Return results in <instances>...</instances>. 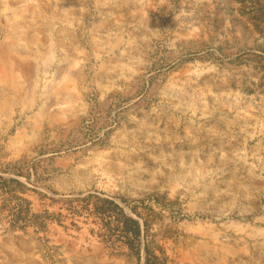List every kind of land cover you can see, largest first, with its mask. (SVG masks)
<instances>
[{"label": "rangeland", "instance_id": "374dc122", "mask_svg": "<svg viewBox=\"0 0 264 264\" xmlns=\"http://www.w3.org/2000/svg\"><path fill=\"white\" fill-rule=\"evenodd\" d=\"M0 176L151 205L168 264H264V0H0ZM2 198L0 264H144Z\"/></svg>", "mask_w": 264, "mask_h": 264}, {"label": "trees", "instance_id": "16d2710c", "mask_svg": "<svg viewBox=\"0 0 264 264\" xmlns=\"http://www.w3.org/2000/svg\"><path fill=\"white\" fill-rule=\"evenodd\" d=\"M0 179V191L3 195L1 210H7V218L13 227L26 228L31 225L37 231H43L49 220L62 222L63 217H69L75 222L76 219L84 217L87 221L92 219L96 225L91 232L115 250L126 247L129 255L139 261L144 259V264H168L165 251L156 247L151 237V216L155 214L151 205L142 201V204L130 205L129 212L114 198L90 192L59 199L62 202L61 208L67 210L66 214L62 211L51 213L47 209L35 213L30 203L17 195L12 186L14 183L23 185L18 178L5 179L0 176Z\"/></svg>", "mask_w": 264, "mask_h": 264}]
</instances>
